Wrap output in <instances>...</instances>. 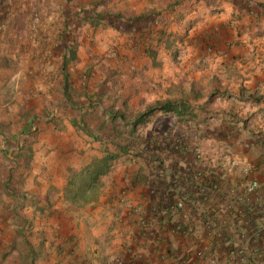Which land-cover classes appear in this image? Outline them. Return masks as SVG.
<instances>
[{"label":"crops","instance_id":"crops-1","mask_svg":"<svg viewBox=\"0 0 264 264\" xmlns=\"http://www.w3.org/2000/svg\"><path fill=\"white\" fill-rule=\"evenodd\" d=\"M7 3L0 264H211L197 251L214 254L212 264H264V0ZM71 45L68 99L61 63ZM166 101L196 110L141 117L135 135L156 147L132 141L100 176L96 201L64 200L73 171L117 152L130 141L126 124ZM224 142L255 166L248 176L227 169L231 156L217 149ZM252 180L259 192L239 193L236 217L222 212L224 196L200 191ZM178 200L188 219L173 207Z\"/></svg>","mask_w":264,"mask_h":264},{"label":"trees","instance_id":"trees-1","mask_svg":"<svg viewBox=\"0 0 264 264\" xmlns=\"http://www.w3.org/2000/svg\"><path fill=\"white\" fill-rule=\"evenodd\" d=\"M75 48L72 47V45L69 48V54L68 56H63V60L61 63V71L63 75V94L66 96V98H70V87H69V75L67 72V66L71 61H75L77 59ZM196 110L195 107H192L191 104L187 102H171L166 101L161 104H157L154 106H151L145 110L144 113L139 114L137 117L134 118L131 123H128L126 125H131V128L128 131V138L130 139L129 142L126 144L116 146L117 152H107L104 159H94L93 161L94 165L92 167H89L85 170L79 171V172H72L71 178L67 181V184L65 186V193H64V200L70 203L71 205L74 204H81V205H87L91 202L96 201L97 199V189L100 187V176H102L109 168V162L117 157V153H121L124 155H129L130 149L132 148V141H135V143H143L146 147H156L157 143L159 141L152 140L150 137H147L145 135L137 134L136 133V126L138 125L140 118L143 116H148L150 113H153L155 111H165V112H175L179 115V117L186 115L183 114V111H187V115L190 114V112H193ZM194 114V113H193ZM83 131H87L85 126H82ZM133 138V139H132ZM163 142V141H162ZM173 142H171L170 145H172ZM136 154L138 153L135 152ZM136 154H133L132 157H128L130 160L135 157ZM206 186V185H205ZM208 187V185H207ZM166 202V203H165ZM165 208L169 209V207L172 205L169 201L165 200ZM174 206V205H173ZM177 211L180 213V210L177 209ZM246 221L252 222V218L250 214H246Z\"/></svg>","mask_w":264,"mask_h":264},{"label":"built area","instance_id":"built-area-1","mask_svg":"<svg viewBox=\"0 0 264 264\" xmlns=\"http://www.w3.org/2000/svg\"><path fill=\"white\" fill-rule=\"evenodd\" d=\"M38 25V16L36 14L32 17V26ZM218 150H221L222 155H229L231 156L228 162V170L233 171L234 169H238L244 176H248L254 169L255 166L249 162L244 161L239 155L232 153L231 147L227 142H224L223 145H219ZM194 158L198 162H202V152L196 147L194 149ZM201 177V172L195 170L194 171V178L199 179ZM208 185V187H207ZM206 186H202L201 194L205 196V194L209 192H215L222 196H224L225 203L223 204L222 212H227L230 214L233 212V216L236 217L240 214V210L234 208L235 201L239 195V193H243L245 195H257L259 192V185L256 181H250L246 185L242 187V189L236 188L234 185L227 184L223 181H212L211 183L207 184ZM125 193L121 192L119 201L122 202L125 199ZM175 209L180 210V216L182 219H188L189 214L186 210L185 202L182 200H178L174 206ZM140 221L143 222L144 219L140 218ZM213 223H208V226H212ZM178 229H181V226H178ZM196 255L200 258H204L209 263H214L216 257L211 252L202 254L201 251H197Z\"/></svg>","mask_w":264,"mask_h":264},{"label":"rangeland","instance_id":"rangeland-1","mask_svg":"<svg viewBox=\"0 0 264 264\" xmlns=\"http://www.w3.org/2000/svg\"><path fill=\"white\" fill-rule=\"evenodd\" d=\"M7 2H21V0H0V26L4 25L3 20L7 17V10L5 9V6L8 5ZM2 38H0V43L2 42ZM9 47H11V40L8 41Z\"/></svg>","mask_w":264,"mask_h":264}]
</instances>
